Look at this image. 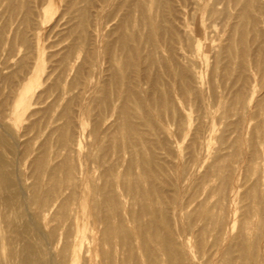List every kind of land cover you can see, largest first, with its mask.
Instances as JSON below:
<instances>
[{
  "label": "bare ground",
  "instance_id": "6f19581e",
  "mask_svg": "<svg viewBox=\"0 0 264 264\" xmlns=\"http://www.w3.org/2000/svg\"><path fill=\"white\" fill-rule=\"evenodd\" d=\"M32 1L8 21L1 11L2 45L11 57L66 53L44 81L30 69L17 88L0 65V264H264V69L248 72L238 50L207 81L198 69L231 54L244 13L264 0H93L90 12V0ZM79 28L89 69L76 66ZM142 94L150 108L135 115ZM125 127L136 135L124 133L123 149L90 160Z\"/></svg>",
  "mask_w": 264,
  "mask_h": 264
},
{
  "label": "rangeland",
  "instance_id": "374dc122",
  "mask_svg": "<svg viewBox=\"0 0 264 264\" xmlns=\"http://www.w3.org/2000/svg\"><path fill=\"white\" fill-rule=\"evenodd\" d=\"M12 1H14V2H12ZM29 1V2H28ZM17 0V1H15V0H11L10 2V4L9 5H6L5 4V2L6 3H9V0H8V2H7V0H4L3 1V3H2V6H4V4L6 5L5 7H2L1 6V8H3V10H4V8L5 9H7V6L9 7L7 10L9 11L10 9H12V11H13V9H15L16 11L17 10H19V11H17V12H23L24 11V13L26 12V11H30V12H32V10L34 9V3H33V1L32 0ZM91 1V2H90ZM90 1H87V2H83V1H81V3L83 4L84 3V5H85V7H87V12H90V11H93V8H92V1L93 0H90ZM22 3L21 4V8L20 9H18L20 6H19V4L20 3ZM29 3V8L30 9H28V4H27V6H25V7H23V5H25L26 3ZM13 3V4H12ZM17 3V4H16ZM24 3V4H23ZM80 3V5L82 6V7H84V5H82ZM86 3H88V4H86ZM14 4H16V5H14ZM12 5H14L13 7L14 8H11L12 7ZM87 5V6H86ZM89 5H91V6H89ZM32 6V7H31ZM92 8V9H91ZM28 9V10H27ZM91 9V10H90ZM7 10H6V12L5 11H2V9H0V13H1V15H2V12H5L3 15H2V17L5 19V20H7L8 21V18H9V15L11 14V10H10V13H7ZM90 10V11H89ZM258 10V11H257ZM2 11V12H1ZM251 11V12H250ZM248 10V11H246L244 14H245V16L243 15V17L245 18V19H243L242 20V25L245 27L246 26V30H245V28L242 26V29H241V32L239 31L235 36L238 38V39H235V41L233 40L232 41V43H230L229 45H230V48H231V54H230V52H228V51H226V49L225 50H223V52H221V55L217 58V60H218V62H216L217 60L216 59H214L213 57H212V55H208V56H206V57H201L200 58V60H199V64H198V69L200 68V70L203 72V76H204V80H206L207 81V79L209 78H211V76L212 75H217V74H220L221 72H222V67H224V68H226L227 67V65H228V63H229V61L232 59V60H237V61H239L238 59H239V57L238 56H236V53L238 52V54H241V56L242 55H245V60H246V62H245V64H246V69H249L248 70V72H250L251 70H253V69H264V64L263 65H261L260 67L259 66H254V51L256 50V47H255V45H257L258 44V47L259 46H263L264 45V4H262V5H259V7L258 6H256V7H254L253 9H251V10ZM261 11V12H260ZM258 12V13H257ZM252 13H254L255 15H252ZM256 14H257V16H256ZM260 14H261V16H260ZM263 15V16H262ZM5 16V17H4ZM6 16H7V19H6ZM260 16V17H259ZM2 17H0V21L2 22L1 23V25H0V29H2V27H4L3 25H6L7 24V21H4V19L2 18ZM253 17V19H255V20H253V19H251ZM247 18L249 19V21L247 20ZM246 20H247V23L248 22H250V23H246ZM244 21V22H243ZM253 23V24H252ZM250 25V26H249ZM252 26H253V29H252ZM248 27H250V28H248ZM257 27H259V28H257ZM244 28V29H243ZM250 31H249V30ZM258 29V31L257 32H255L256 30ZM79 30H80V28H79ZM82 30V29H81ZM80 30V33H82L83 34V31H81ZM253 30V31H252ZM259 30H261V31H259ZM252 31V32H251ZM248 32V33H247ZM79 33V34H80ZM254 33H256V34H258V35H255ZM260 33V34H259ZM79 34H78V36H79ZM246 34H248L247 36H246ZM253 36H252V35ZM84 35V37L82 38V36ZM83 35H80L79 37H78V42H79V44H81L80 46H82V47H80V49H81V51L83 52V54L81 53V51H80V54H79V57L81 58H79V60H78V62H77V65L76 66H78V65H81V64H83L84 65V63H85V67L87 68V69H89V68H91V66H92V64H90L91 63V61L89 60V58H88V48H89V44H90V42H91V40H90V38H88L85 34H83ZM235 36L233 37V39L235 38ZM243 36V37H242ZM258 36V37H257ZM66 38V34H61L60 36H58L56 39H55V41H61V40H63L64 38ZM260 37H262V38H260ZM85 38H86V41L88 42H83L84 40H85ZM247 41H246V40ZM259 39V40H258ZM17 40H18V42H17ZM16 40V42H17V45H19V44H21L22 42L21 41H19V40H21L20 38H18ZM80 40L82 41V42H80ZM89 40V41H88ZM255 40H257V41H255ZM1 43H0V48H1V50H0V53H2L0 56H1V58L0 59H3V56H6L2 61L0 60V65H4V63H6L7 61H8V63H6L7 64V66H6V64L3 66H1L0 68L1 69H5V71H6V67H8L9 69L6 71V72H8V73H10L11 72V74L13 73L12 71H14V73H13V75L14 74H16V76L14 77V80L16 81V88H17V86H18V84H19V82H18V80L19 81H21L22 79H23V77H25V75L27 74V72L30 70V69H44V72L42 73V79H43V81L45 80V78H46V75H47V72L50 70V69H53V67L56 65V60H58L60 57H61V55L62 54H64V53H66V51H64V50H61V52H60V54H58L57 56L55 55V56H49V54L47 53V54H45V56L44 57H41V58H36V57H31L32 55H28L27 56V54H26V52H25V47H24V50H23V52H21V53H23V55L20 53V55H22V56H20V55H16L15 57L14 56H12L11 57V55H12V53L9 51V50H7V45H5V46H3L4 45V43H6V42H4L3 43V45H2V42H3V40L2 41H0ZM62 42V41H61ZM65 42L66 41H64V42H62L61 43V45L63 46V45H65ZM234 42V43H233ZM235 42H237L238 44H240V43H242V45L240 46V45H238L237 44V46H236V48H235ZM246 42L248 43L247 45H246ZM255 42V43H254ZM86 43V44H85ZM244 43V44H243ZM220 44H222V45H224V46H228V42H221ZM252 44H255V45H252ZM260 44V45H259ZM2 45V46H1ZM251 47H253V48H251ZM5 47L6 48V50L8 51V52H6V53H11V54H6V53H4V51L2 50L3 48ZM23 47H22V49H23ZM257 47V48H258ZM5 48H4V50H5ZM8 49H9V46H8ZM84 49V50H83ZM243 49V50H242ZM66 50V49H65ZM236 50H238L237 52H236ZM1 51H3V52H1ZM63 52V53H62ZM67 52H68V50H67ZM248 52V53H247ZM4 53V54H3ZM6 54V55H5ZM25 54V55H24ZM237 54V55H238ZM248 54V55H247ZM7 56H9V57H7ZM30 56V57H29ZM58 56H59V58H58ZM82 56V57H81ZM232 56V57H231ZM240 56V55H239ZM260 57H261V55H259ZM17 57H20V58H18L17 59ZM22 57V58H21ZM23 57H25L24 59H23ZM28 57V58H27ZM50 57V58H49ZM227 57V58H226ZM238 57V58H237ZM259 57V58H260ZM9 58H10V62H9ZM12 58V59H11ZM85 58V59H84ZM211 58V59H210ZM226 58V59H225ZM247 58H248V60H247ZM249 58H251V59H249ZM259 58H258V55H257V57H256V59H258L259 60ZM13 60V61H12ZM17 60V61H16ZM51 60V61H50ZM54 60V62H52ZM204 60V61H203ZM231 60V61H232ZM6 61V62H5ZM29 61V62H28ZM221 61H223L222 63H221ZM15 62V63H14ZM25 62H27V63H25ZM81 62V63H80ZM83 62V63H82ZM2 63V64H1ZM11 63H13L12 65H11ZM22 63H24V64H22ZM29 63V64H28ZM10 64V65H9ZM33 64V65H32ZM120 65H121V63H119ZM119 64H117L118 65V67H116V69H120L121 68V66L119 65ZM218 64V65H217ZM221 66H220V65ZM237 65H235L234 64V66H232L231 67V69H239V63H236ZM122 65H123V63H122ZM249 65V66H248ZM6 66V67H5ZM52 66V67H51ZM120 66V67H119ZM5 67V68H4ZM236 67V68H235ZM21 68V69H20ZM25 68V69H24ZM217 68V69H216ZM17 69V70H16ZM28 69V70H27ZM121 69H124V67L122 66V68ZM12 70V71H11ZM17 72V73H16ZM7 73V74H8ZM217 73V74H216ZM236 74L235 75H237V72H235ZM19 75V76H18ZM24 75V76H23ZM260 76H262V78L259 77ZM18 77L20 78V79H18ZM264 73H262V72H257V76H256V80H257V85L260 87H258L257 88V90H258V93H261V91H263L264 92V83L262 84V82H264ZM54 78V77H53ZM53 78H52V80H48L47 82H43V85L41 86V88H40V90H43L44 88H47V87H49L50 86V83H53ZM259 79H261V80H259ZM219 80V79H218ZM220 82H217L218 83V85H219V89L222 91V90H227V88H228V86H230V84H229V82L230 81H228V80H222V79H220L219 80ZM222 81H224V83H222ZM259 81H260V83H259ZM262 81V82H261ZM17 82H18V84H17ZM221 83V84H220ZM227 84V85H226ZM221 85V86H220ZM224 85V86H223ZM261 85H263V86H261ZM142 96V97H141ZM141 96H139V98H135V100L134 99H132L131 100V102L132 103H130L129 104V107H130V109H131V113H134L135 115L136 114H138V113H140L139 111H141V114L142 113H144L146 110H148V108H150L149 106V102L147 101V96H145L144 94H142ZM136 99H139L140 101H138V100H136ZM143 99V100H142ZM134 100V101H133ZM146 100V101H145ZM135 101L138 103V104H140V105H136L135 104ZM144 101V102H143ZM147 102H148V104H147ZM134 103V106L135 107H133V106H130V105H132ZM141 103H143V104H141ZM136 106H139L138 108H136ZM142 106V107H141ZM144 107V108H143ZM159 107H163V108H158V107H156V109L154 108V111H153V109H152V112H151V114H153V115H151V117H152V119H153V121L155 122V120H158L159 119V117L158 116H163V115H165L166 113H167V108H165L164 106H159ZM133 108V109H132ZM136 109V113H135V109ZM164 108H165V110H164ZM141 109V110H140ZM142 109H143V111H142ZM156 110V111H155ZM157 110H159L158 112H157ZM133 114V115H134ZM160 114V115H159ZM41 115L43 116V113H39V114H37V115H35L34 116V119L35 118H37L38 119V117L40 118L41 117ZM38 116V117H37ZM22 123H23V125L24 126H27L28 124H29V121H28V119H27V115H25V116H23L22 117ZM26 123V124H25ZM89 124V125H88ZM87 124V129H89V127L90 128H92V126H90V125H92V124H90V123H88ZM127 130H130L128 127H127ZM22 131H23V129H22ZM89 131V130H88ZM131 131V130H130ZM127 132H129V131H126V127H125V129L121 132L122 134H123V138H122V136L119 134V136H117L118 138H116L117 139V141H116V139H113V138H111L110 136H101L100 137V141H102V139L105 141L104 143H99L98 144V146L96 147V145H97V143H98V141H99V139L97 140V143H96V145L94 146V148H92L91 147V150H90V154H89V158H90V160L91 159H95V158H97L96 160L98 161V164L99 163H101L102 162V158L104 157H106V155H107V153L106 152H108V155H109V153H111V152H114L115 150H118L120 147H121V149H123L124 147V145L123 144H125L124 142H126V139H124V138H126V137H124L125 136V134L124 133H126V136H127ZM131 133V135H129ZM129 134H128V136H127V138H134L135 137V135L136 134H134V132L133 131H131ZM132 133H133V135H132ZM31 135L32 136H26L25 137V139H24V142L26 141V142H28V140H29V143H26V146H30L31 144H32V142H33V140H32V137H33V133H31ZM132 136V137H131ZM27 137H29V138H27ZM102 138V139H101ZM110 138H111V140H110ZM149 138V137H148ZM106 139V140H105ZM123 140V141H119V140ZM32 140V141H31ZM99 141V142H100ZM111 141H113L112 143H111ZM115 142H116V146H114L115 145ZM120 142H122V143H120ZM112 144V145H111ZM114 144V145H113ZM121 144V146H118V145H120ZM102 145V147H103V149L100 147ZM107 145V146H106ZM114 146V147H113ZM119 148H118V147ZM184 146H186L185 144H183L182 145V147H181V149L183 148V149H185L184 148ZM216 146V143H213V147H215ZM95 147L96 148H98L99 150H100V148H101V150L99 151L98 149V151H99V154H101L102 153V155L100 156V155H98V156H96L98 153V151H96V149H95ZM113 147V148H112ZM105 148V149H104ZM118 148V149H117ZM135 148V147H134ZM138 148H143L145 151H147L148 150V152H146V155H148V154H150L151 156H152V153H151V150L150 149H148V147H146V146H139ZM138 148H137V150H138ZM147 148V149H146ZM93 149H94V151H95V153H94V151H93ZM108 149H110L109 151H111V152H109L108 151ZM113 149V150H112ZM136 149V148H135ZM134 149V150H135ZM142 149V150H143ZM136 150V151H137ZM143 150V151H144ZM149 150H150V152H149ZM133 151V150H132ZM183 151V150H182ZM91 152H92V154H91ZM101 152V153H100ZM133 153H136L135 151H133ZM95 154V155H94ZM104 154V155H103ZM96 156V157H95ZM149 156V155H148ZM94 157V158H93ZM98 157H101L100 159L98 158ZM150 157V156H149ZM103 158V159H104ZM99 159V160H98ZM101 160V161H100ZM93 161V160H92ZM96 161V162H97ZM95 163V162H94ZM96 165H97V163H95ZM28 166V167H27ZM29 166H30V164L29 163H27L26 164V168H29ZM29 171V170H28Z\"/></svg>",
  "mask_w": 264,
  "mask_h": 264
}]
</instances>
